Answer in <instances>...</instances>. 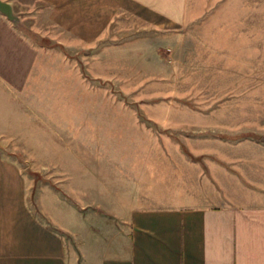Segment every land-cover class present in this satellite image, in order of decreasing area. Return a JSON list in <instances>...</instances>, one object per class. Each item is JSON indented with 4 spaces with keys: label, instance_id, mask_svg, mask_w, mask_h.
Masks as SVG:
<instances>
[{
    "label": "rangeland",
    "instance_id": "obj_1",
    "mask_svg": "<svg viewBox=\"0 0 264 264\" xmlns=\"http://www.w3.org/2000/svg\"><path fill=\"white\" fill-rule=\"evenodd\" d=\"M224 1L204 0L183 26H120L85 46L56 44L20 14L42 57L65 53L55 64L70 72L34 61L40 73L26 76L7 114L17 119L0 131V156L22 168L28 200L36 186L71 188L72 202L50 204L48 187L42 198L76 234L70 264L73 250L109 233L100 216L126 207L114 200L127 177L155 199L161 188L190 198L208 184L221 196L223 177L238 181L231 175L264 183V29L251 10L245 28H231Z\"/></svg>",
    "mask_w": 264,
    "mask_h": 264
},
{
    "label": "crops",
    "instance_id": "obj_2",
    "mask_svg": "<svg viewBox=\"0 0 264 264\" xmlns=\"http://www.w3.org/2000/svg\"><path fill=\"white\" fill-rule=\"evenodd\" d=\"M5 1L11 4L17 19L9 20L0 13V131L17 119V112L14 116L7 114H11L10 108L16 110L18 92L28 75L40 73L37 67L32 70L35 60H47L54 69L70 72L55 64L65 58V53L51 52V57H42L37 42L20 26V14L31 15V25L37 24L40 32L52 36L56 44L85 46L97 43L120 26H183L192 14L203 10L200 7L204 2ZM223 5L231 28H245L247 18L243 14L251 10L256 14L253 27L264 29V0H225ZM262 149L256 161L264 166V146ZM231 176L238 181L226 185L223 177L221 196L208 184L192 190L190 198H184L181 188L179 193L177 187L161 188L157 199L142 186L143 182L131 179L139 187L136 191L129 187L130 178H125L126 185L119 194L123 201L115 193L112 198L126 207L115 213L102 212L100 221L111 222L109 233L101 232L95 246L80 245L77 252L73 250L74 264H264V183L247 184ZM45 187L52 205L57 197L68 203L72 200L71 188L52 185L36 186L32 190L36 191L35 200L32 195L28 200V181L22 168L15 160L0 156V264H70L67 244L76 234L43 202Z\"/></svg>",
    "mask_w": 264,
    "mask_h": 264
},
{
    "label": "water",
    "instance_id": "obj_3",
    "mask_svg": "<svg viewBox=\"0 0 264 264\" xmlns=\"http://www.w3.org/2000/svg\"><path fill=\"white\" fill-rule=\"evenodd\" d=\"M0 13L6 16L9 20L15 21L17 16L13 13L11 4L8 1L0 0ZM264 140V137H261Z\"/></svg>",
    "mask_w": 264,
    "mask_h": 264
}]
</instances>
